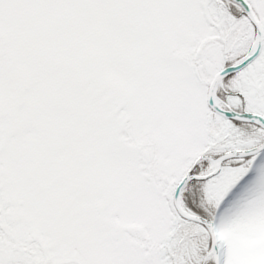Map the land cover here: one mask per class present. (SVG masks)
<instances>
[{
    "label": "snow or ice",
    "instance_id": "obj_1",
    "mask_svg": "<svg viewBox=\"0 0 264 264\" xmlns=\"http://www.w3.org/2000/svg\"><path fill=\"white\" fill-rule=\"evenodd\" d=\"M0 264H264V0H0Z\"/></svg>",
    "mask_w": 264,
    "mask_h": 264
}]
</instances>
